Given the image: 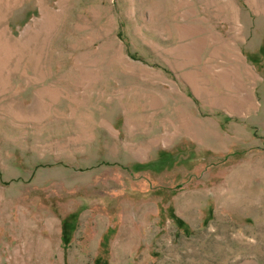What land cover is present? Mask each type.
<instances>
[{
    "label": "rangeland",
    "instance_id": "1",
    "mask_svg": "<svg viewBox=\"0 0 264 264\" xmlns=\"http://www.w3.org/2000/svg\"><path fill=\"white\" fill-rule=\"evenodd\" d=\"M0 264H264V0H0Z\"/></svg>",
    "mask_w": 264,
    "mask_h": 264
}]
</instances>
